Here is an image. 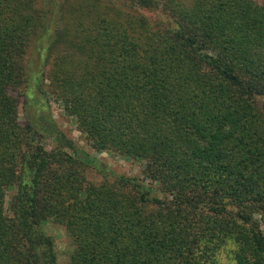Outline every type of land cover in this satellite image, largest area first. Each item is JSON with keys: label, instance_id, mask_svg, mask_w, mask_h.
Instances as JSON below:
<instances>
[{"label": "trees", "instance_id": "trees-1", "mask_svg": "<svg viewBox=\"0 0 264 264\" xmlns=\"http://www.w3.org/2000/svg\"><path fill=\"white\" fill-rule=\"evenodd\" d=\"M47 222L67 264H264V1L0 0V264H58Z\"/></svg>", "mask_w": 264, "mask_h": 264}, {"label": "rangeland", "instance_id": "rangeland-1", "mask_svg": "<svg viewBox=\"0 0 264 264\" xmlns=\"http://www.w3.org/2000/svg\"><path fill=\"white\" fill-rule=\"evenodd\" d=\"M257 1L261 2L264 0H257ZM143 12L145 13V15L149 16L150 18L152 19L155 18L152 13L147 11H143ZM30 55L27 58L30 67L29 69L30 81H29L28 89L30 87L31 88L27 91V96L22 95L19 97L18 100L19 121L24 122L25 120H30L35 126L36 125L42 126L43 122L41 121V118L39 116L40 113L38 111V107H36L37 103L34 104L36 99L35 90L32 88L33 86L32 74L39 72L40 70L39 60L35 52H31ZM45 103L46 106L45 105L44 106L46 109V114L48 115L50 114L52 116L55 126L59 128V130L62 131L66 136L75 139L79 145H85V143L80 138L79 131L76 129L74 120L65 113L62 104L59 101L55 100L53 97H48ZM46 123L48 124L47 121ZM45 129L46 131H48L46 125H45ZM51 141L52 138L47 135V138L45 139V144L50 146ZM96 155L99 156L105 163H107L117 173H126L129 175H134V174H138L139 172V165L137 164V162L126 160L124 158L114 156L109 153H101ZM90 177H94V176L90 175ZM95 178L97 179L96 176ZM11 192L12 190L7 192L6 200L10 198L9 195ZM7 203L8 201L6 202V205ZM43 229L48 234H50L54 239L58 264H67L69 260L70 252L72 250V244L63 226L57 223L47 222L43 226Z\"/></svg>", "mask_w": 264, "mask_h": 264}]
</instances>
